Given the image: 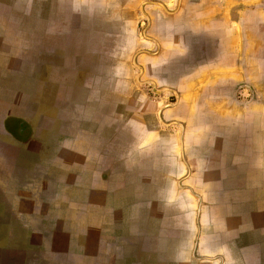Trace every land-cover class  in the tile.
<instances>
[{"label": "crops", "instance_id": "crops-1", "mask_svg": "<svg viewBox=\"0 0 264 264\" xmlns=\"http://www.w3.org/2000/svg\"><path fill=\"white\" fill-rule=\"evenodd\" d=\"M109 2L0 0V264H115L124 246L169 264L167 241L188 228L199 264H264V0H122L117 13ZM41 47L55 54L45 80ZM149 80L170 90L156 96ZM114 94L128 103L110 112ZM146 103L152 123L137 117ZM88 122L106 126L109 147L88 145ZM160 132L176 150L159 149ZM52 133L65 158L53 167L41 161L57 158L41 143ZM157 162L170 187L161 173L141 187ZM144 204L161 226L115 223L114 207Z\"/></svg>", "mask_w": 264, "mask_h": 264}, {"label": "rangeland", "instance_id": "rangeland-1", "mask_svg": "<svg viewBox=\"0 0 264 264\" xmlns=\"http://www.w3.org/2000/svg\"><path fill=\"white\" fill-rule=\"evenodd\" d=\"M109 1H110L109 2L110 8H113L115 12H116L117 6L118 5L121 6L123 4L122 0H109ZM103 5L107 6L105 4H103ZM25 10H27L26 7L20 9V11H22V13ZM22 13L18 16L21 17ZM121 13H122V9H120V11H119L120 16H121ZM160 13L155 12V11L151 12L152 21L154 24H155V21L157 23H160V24L165 22L167 16H164L163 14H160ZM127 14L128 13L125 12L122 15H124L126 17ZM53 16L54 15L52 14L51 17H53ZM38 21H39V19H37L36 22H38ZM40 50H42V52L40 53L39 58H36V59L40 61V63H39L40 64V66H39V73H40L39 77H40V79L45 80V78H47V76H48L47 75V73H48L47 68L51 64L50 63L51 59L49 57L53 58V56H55V54L53 55V54L49 53V56H48V52L45 51L46 48L43 49V47H41ZM142 58L146 60V58H144V57H142ZM37 64L38 63H36V62L31 63V67H33V69H34ZM52 64H55L54 61H52ZM109 69L111 70L110 67H109ZM30 72H28L27 74H29ZM120 74H121L122 80L120 81L119 86L125 87L127 84V81L129 80V72L127 70H121ZM160 76H162L161 73H160ZM54 86H55V84H54ZM153 94H155V93H153ZM155 95L157 96L159 94H155ZM250 96H251V93H250L247 86L244 85V86L239 88V91L237 93V98L240 101H245V100L249 99ZM153 98H154V96H153ZM124 99H125L124 97H121L117 94H114L112 96V100L110 97V101H111L110 105H109L110 106V112L114 111V110L120 111L122 109V104L128 103ZM129 101H131V100H129ZM146 105H147V103L145 104V107L142 106L143 109L140 110L139 113H137V115H138L137 117H142L143 119L146 120L147 123H152V122H154V116L156 117V115H154V113H152L149 110L150 108L146 107ZM51 113L55 114L56 110L52 108ZM123 117H125V115H123ZM84 129H85V131H87L86 138L88 139V145L89 146H91L92 144H94L98 141V148L101 146H105V148L109 147L110 143H106L107 142L106 139H108V138L104 136L105 132L107 131L105 125H103V124L96 125V124L88 122L87 124L84 125ZM101 135L105 139L101 140ZM159 137H160L159 139L161 140V142H157V144L159 145V149H166V147L168 146V148H170V150L173 148L176 150V148L173 146V143H172L173 142V140H172L173 136L171 134H167L166 132H160ZM62 139L63 138L60 137V135L55 134V133H52L49 135L43 134L41 136V143L43 145V148L48 149V150L54 149L56 151V155H57V158L55 161L52 157H47V158L41 159V161H43V163L46 162L47 165L49 164V166L51 165L53 167L54 165H58L64 161L65 158H63L64 157V150H63V140ZM165 141H170L172 143V147H171V143L169 145H166ZM161 147H163V148H161ZM177 150H178V148H177ZM177 160L180 162L179 158ZM179 162L176 164L180 165L181 162L180 163ZM158 165H159V163L157 162V164H156L157 168L155 167V169H154L155 172L152 174L151 177H149L150 181L145 180L144 177L140 178V177L136 176V182L140 183L141 187H142L143 183L146 184L145 187H147V184H148V186H150V183H152V185L154 187H156L160 182L162 184L164 182V185L168 186L167 188H169L170 184L172 183V181L170 180V177H169V176H171V174H170L171 167H170V165L168 167H166L165 163H162L161 164L162 169H161ZM71 166L72 167L79 166V163L78 164H72ZM133 172H135V171H133ZM160 173L162 174L161 178H160ZM132 176H135V175L132 174ZM159 178H160V182H158ZM160 187L161 186L159 185L158 188L160 189ZM167 188H166V190L163 191V195L166 198H170L172 195V190L169 189L167 191ZM146 195H147V193H146ZM143 200H144L143 202L146 203V199H143ZM157 205H159V203ZM169 207H171V206H169ZM158 208H159V206L155 207L154 205H150V204H148V205L144 204L142 206H135V207L134 206L129 207L126 205H119L118 207L116 206V207H114V211L116 213L115 223L122 225V227H128V228L129 227L133 228V225H134V226H136V229H137L135 231L140 232V233H144V231H146L148 229V227L158 228V226H161V224H162L161 221L159 219H156V212H158ZM133 215H136V218H135L136 220L134 223H132ZM105 223H107V221H105ZM185 224L188 225L190 223L188 220H186ZM196 232H197V229L194 230L193 228H188V229H185V231L182 233L181 236H174L173 238H171L167 241V247H169V249L167 250L168 251L167 256L168 257L170 256L172 258V262H170L169 264H199L201 262L200 260H196V258H201L200 257L201 252L199 250H196L194 253V251H193ZM140 233L136 234V236H140V237L145 238L144 235L140 234ZM146 239L147 238H145L143 240H146ZM146 241L148 244L149 240H146ZM158 241L160 242L161 239H159ZM155 244H156V246H159L158 243L155 242ZM151 246L153 247L152 244H151ZM123 249L125 250V252H127V250H128L129 257H126L124 259H121V258L119 259L118 257H116L115 258V260H116L115 264H157V261L159 259V255H158L159 253L147 252V253L140 254L139 260L135 261L133 259V256H132V252H133L132 249L131 248L130 249L125 248V246L123 247Z\"/></svg>", "mask_w": 264, "mask_h": 264}, {"label": "water", "instance_id": "water-1", "mask_svg": "<svg viewBox=\"0 0 264 264\" xmlns=\"http://www.w3.org/2000/svg\"><path fill=\"white\" fill-rule=\"evenodd\" d=\"M145 3H151V4L159 5V6H161L163 9L166 10L165 6H164L161 2H156V1H146V2H144V4H145ZM144 4H142V5L140 6V9H142V6H143ZM145 16H146L147 21H148V23H149V17L147 16L146 13H145ZM136 66H137V68L139 69V73L137 74V76H136V78H135V81H136L138 84H139V83H144V81H140V80H139V76H140L141 73H142V68H141V66H139V65H137V64H136ZM148 82L152 85V93L159 94V93H161V91H164V90H170V89H168V88H161V89H157V88H156V91H155V90L153 89V87H155V83H154V81L149 80ZM174 104H175V102L166 103V104L162 105V107L172 106V105H174ZM164 124H165V125L177 124V125L180 126L181 131L183 130V126H182L180 123H178L177 121H173V122H171V123H164ZM180 143H181V145H182V136H180Z\"/></svg>", "mask_w": 264, "mask_h": 264}]
</instances>
